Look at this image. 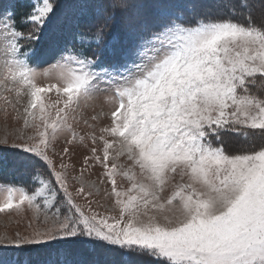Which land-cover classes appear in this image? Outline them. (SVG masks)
Returning a JSON list of instances; mask_svg holds the SVG:
<instances>
[{
    "label": "snow or ice",
    "instance_id": "obj_1",
    "mask_svg": "<svg viewBox=\"0 0 264 264\" xmlns=\"http://www.w3.org/2000/svg\"><path fill=\"white\" fill-rule=\"evenodd\" d=\"M0 113V264H264V0H0Z\"/></svg>",
    "mask_w": 264,
    "mask_h": 264
},
{
    "label": "rangeland",
    "instance_id": "obj_2",
    "mask_svg": "<svg viewBox=\"0 0 264 264\" xmlns=\"http://www.w3.org/2000/svg\"><path fill=\"white\" fill-rule=\"evenodd\" d=\"M65 4L72 3L74 0H63ZM41 85H46L49 83V81L45 78H40L38 81ZM50 101L55 100V93H49L48 94ZM9 125H11V121H9ZM4 117L3 114L0 113V135L3 134L4 131ZM10 130V129H9ZM23 169L17 170V166L11 161H9V166L3 171L0 172V184L7 183V184H17V185H22L23 183L26 182V176L22 174ZM93 179L95 177H92ZM119 183V180H118ZM3 195V191L0 190V196ZM103 211V210H102ZM17 218L16 217H8L5 216L4 214H0V233L5 231L6 229L8 231H12L13 229L20 227L23 228L24 225L26 224V220L22 221L19 225L16 222ZM79 247V246H78ZM80 251H86L83 247H79ZM34 260H39L40 256L39 255H34L32 257ZM121 264H127V261H122Z\"/></svg>",
    "mask_w": 264,
    "mask_h": 264
}]
</instances>
